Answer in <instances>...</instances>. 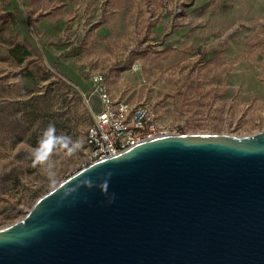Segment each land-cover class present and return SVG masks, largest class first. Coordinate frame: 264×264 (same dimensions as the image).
<instances>
[{"label": "rangeland", "instance_id": "obj_1", "mask_svg": "<svg viewBox=\"0 0 264 264\" xmlns=\"http://www.w3.org/2000/svg\"><path fill=\"white\" fill-rule=\"evenodd\" d=\"M0 15V97L48 86L59 117L30 139L0 133V228L87 163L96 89L172 134L264 131V0H0ZM10 40L36 51L28 64L1 58ZM49 124L82 144L54 153L55 184L30 158Z\"/></svg>", "mask_w": 264, "mask_h": 264}, {"label": "water", "instance_id": "obj_2", "mask_svg": "<svg viewBox=\"0 0 264 264\" xmlns=\"http://www.w3.org/2000/svg\"><path fill=\"white\" fill-rule=\"evenodd\" d=\"M0 264H264V131L160 135L78 169L0 228Z\"/></svg>", "mask_w": 264, "mask_h": 264}, {"label": "built area", "instance_id": "obj_3", "mask_svg": "<svg viewBox=\"0 0 264 264\" xmlns=\"http://www.w3.org/2000/svg\"><path fill=\"white\" fill-rule=\"evenodd\" d=\"M99 110L93 113L92 122L85 131L87 163L116 155L147 139L169 134L155 119L146 105L130 107L115 100L103 88L96 89Z\"/></svg>", "mask_w": 264, "mask_h": 264}, {"label": "trees", "instance_id": "obj_4", "mask_svg": "<svg viewBox=\"0 0 264 264\" xmlns=\"http://www.w3.org/2000/svg\"><path fill=\"white\" fill-rule=\"evenodd\" d=\"M4 40L7 42L8 39ZM10 41H8L10 47H7L5 55L1 58H11L17 65L23 62L28 64L32 52L36 51L24 42ZM29 72L26 74L29 75ZM55 112L54 95L48 86L26 98L2 96L0 97V133L12 134L17 140L30 139L32 134L36 135L41 130L42 124L49 120L55 122L58 120L59 117ZM43 190L44 188L39 187L33 191L31 197L36 198Z\"/></svg>", "mask_w": 264, "mask_h": 264}, {"label": "clouds", "instance_id": "obj_5", "mask_svg": "<svg viewBox=\"0 0 264 264\" xmlns=\"http://www.w3.org/2000/svg\"><path fill=\"white\" fill-rule=\"evenodd\" d=\"M82 144L78 140L66 134H57L54 124H49L41 134L37 145L31 149L30 158L32 165L41 166L52 184L56 181L55 164L52 161L53 155L57 150L64 151L68 156L78 154ZM111 199H114L112 197ZM111 202V201H110Z\"/></svg>", "mask_w": 264, "mask_h": 264}, {"label": "bare ground", "instance_id": "obj_6", "mask_svg": "<svg viewBox=\"0 0 264 264\" xmlns=\"http://www.w3.org/2000/svg\"><path fill=\"white\" fill-rule=\"evenodd\" d=\"M169 134H172V133H169Z\"/></svg>", "mask_w": 264, "mask_h": 264}]
</instances>
